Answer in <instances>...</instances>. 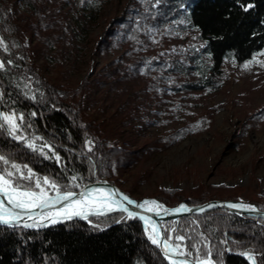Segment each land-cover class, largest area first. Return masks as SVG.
<instances>
[{"label": "trees", "instance_id": "16d2710c", "mask_svg": "<svg viewBox=\"0 0 264 264\" xmlns=\"http://www.w3.org/2000/svg\"><path fill=\"white\" fill-rule=\"evenodd\" d=\"M107 4L113 6L112 15L103 12ZM17 6L23 10L19 16L14 13ZM173 18L184 23L175 28L194 31L202 45L186 50L165 44L177 40L167 27ZM99 22L104 29L96 47L99 51L110 45L120 47L123 65L111 61L96 77L70 88L43 79L29 63L25 32L33 31L40 43L52 47L63 38L64 25L82 35ZM0 36L7 43L6 48L0 47V61L5 64L0 70V115L22 116L23 132L43 140L55 156L45 158L31 150L3 126L0 155L8 164L0 161V173L15 164L50 178L61 192H75L100 179L116 185L117 174L131 160L132 152L108 142L99 123L84 119L85 94L91 84L115 91L119 84L126 105L138 104L155 92L164 93L159 83L166 77L170 78V93L178 98L202 91L220 79L229 62L238 66L264 49V0H0ZM189 76L197 77L180 79ZM208 114L201 121L213 113ZM263 117L264 107L246 119L254 124ZM242 127V131L247 129L246 124ZM185 131H173L149 145H168ZM21 184L33 189L27 180ZM229 192L224 195L201 187L196 194L184 195L158 189L153 198L164 205L238 198L237 190ZM253 203L264 210V203ZM162 227L174 246L175 236L186 237L183 250L191 251L186 257L193 260L248 264L240 254L248 252L257 264H264L263 219L216 209L167 221ZM147 235L137 219L122 213L42 230L0 226V264H169L149 239V231Z\"/></svg>", "mask_w": 264, "mask_h": 264}, {"label": "rangeland", "instance_id": "374dc122", "mask_svg": "<svg viewBox=\"0 0 264 264\" xmlns=\"http://www.w3.org/2000/svg\"><path fill=\"white\" fill-rule=\"evenodd\" d=\"M103 12L106 16L112 15V4H107ZM14 13L19 16L23 10L17 6ZM103 24L99 22L95 29L82 35L74 34L69 25H64L63 38L52 47L40 43L33 31L25 32L23 44L28 50L29 63L43 79L70 88L84 79L96 77L98 71L111 61L123 65L120 47L110 45L105 51L96 47L95 41L103 32ZM179 24L184 27L180 18L169 20L168 30L177 40L165 44L186 50L202 45L194 31L186 27L175 28ZM0 40L6 48L5 39L0 36ZM196 77L180 79L194 80ZM219 78L215 81L218 84L207 85L202 91L179 98L168 89L170 78H162L159 86L164 93L155 92L134 105L122 103L124 97L119 92V84H116V91L99 83L91 84L85 94L84 119L99 123L108 142L132 152L128 165L117 174L118 188L128 191L135 199L153 198L158 189L176 190L184 195L196 194L201 187L224 195L229 194V190H237V199L214 200L264 203V117L254 124L246 119L264 107V49L238 66L229 62ZM214 86L215 89H208ZM209 111L213 114L201 121L203 114ZM20 122L17 119L19 128L15 133L9 126L5 127L31 150L45 158L55 157L47 143L38 137L27 136L20 128ZM245 124L247 129L242 131ZM181 128L186 131L174 142L149 145ZM139 147L141 150H137ZM6 170L13 172L12 179L21 189H27L22 187L23 180L33 184V189L27 190L35 191H39L35 188L37 180L42 182L47 178L50 183H55L48 177L29 173L25 167ZM27 175L32 179H20ZM55 185L59 190V184ZM42 186L47 196L56 194L48 185ZM174 204L177 203L167 205ZM50 214L52 212L40 219Z\"/></svg>", "mask_w": 264, "mask_h": 264}, {"label": "water", "instance_id": "95a60500", "mask_svg": "<svg viewBox=\"0 0 264 264\" xmlns=\"http://www.w3.org/2000/svg\"><path fill=\"white\" fill-rule=\"evenodd\" d=\"M91 190H97L93 192L92 198L94 200L100 201L103 204H107V207H111L109 210H105L103 212H94V211H84V212H79L80 214L77 215L76 213H73L71 215H67L65 212H62L60 214V211L64 210L67 204H69L72 201L79 200L81 199L80 193H87ZM103 191L105 193H111L115 192L117 195L113 197L112 199L116 200L117 203L115 204H108L102 200L99 199L97 192ZM67 192H62L60 193L61 196L66 194ZM76 195L70 198L67 201L63 200H57V194L51 195L53 200H57L56 203L51 204L48 207H43V208H35L32 210L28 211H22L21 209H13V213L19 212L20 216L18 218H11L10 222L8 224L0 223V226H6V227H21V228H26V229H37V230H42V229H47L49 227L61 225L70 221H82V222H87L88 219L93 218V217H105L117 213H122L125 217L127 218H135L137 219L142 226L143 232L146 236L147 235V229H146V223L147 227H149V230L152 234V236H158L160 238L165 237L164 230L162 227V223L171 221V220H177L181 217H187V216H193V215H199L203 214L212 210L216 209H222L226 210L227 212L239 216V217H248L252 219H263L264 220V210H260L255 204L253 203H247L243 202L241 200H208L205 201L201 204L198 205H188L185 202H179L177 204L168 206L160 203L158 200L155 198H142V199H135L132 196H130L128 193L125 191L121 190L118 188L116 185L110 184L104 179L96 180L94 182L88 183L81 188H79L77 191L73 192ZM127 195L132 201L136 202L135 204H127L126 201L123 200V196ZM0 199H5L3 196H0ZM145 200H153L157 201L159 205H161V208H155L153 206L154 211L149 212L146 211L145 209H141L136 206V204L143 203ZM5 203L7 205V201L5 200ZM230 203H235V204H244V205H253L256 206L258 211L252 212V211H246L241 208H229L226 205ZM181 205L186 206L188 209H191V211L188 212H180L177 213L175 212V209L179 208ZM209 205H213V207H208ZM7 207L11 208V205H7ZM151 207V206H150ZM124 208H127L130 212L134 213V217H129L128 212L123 211ZM165 209L167 211H165ZM200 209H203V211H200ZM44 219H40L41 216L51 213ZM158 213V214H157ZM141 217H144V219H141ZM7 218V217H6ZM55 219L56 222L53 223L52 220ZM25 225H31L30 227H25ZM153 228L156 229V232H153ZM173 245V244H172ZM174 246V245H173ZM158 248L161 256L169 263L172 264V262L167 259L161 250L160 247ZM174 261H176V264H179L180 261L187 260L188 264H195L197 260H193L192 258L186 257V256H179V255H174L172 258ZM201 261V260H200ZM213 264H216V262L212 261ZM247 263L251 264V262L247 259ZM257 264V263H256Z\"/></svg>", "mask_w": 264, "mask_h": 264}, {"label": "snow or ice", "instance_id": "6c2138e0", "mask_svg": "<svg viewBox=\"0 0 264 264\" xmlns=\"http://www.w3.org/2000/svg\"><path fill=\"white\" fill-rule=\"evenodd\" d=\"M3 46L4 43L2 40H0V47ZM8 63H11V61H8ZM4 67H5L4 62L0 61V70H3ZM17 119L22 121L23 117L22 116L16 117L14 113L10 115H0V121L4 122L3 124H0V127L9 126L10 130L13 133H15L18 131L19 128V125L17 124ZM17 138L19 139L20 137ZM29 147H32V145H29ZM0 161H3L4 164H8V160H6L5 157L2 155H0ZM11 167L13 169H17L18 166L12 164ZM29 173H31V170H29ZM13 175H14L13 172H4L0 174V196H3L5 198V199H0V223L8 224L11 218H18L20 216L19 212L13 213V209H21L22 211H28L35 208L48 207L51 204L56 203L57 200L67 201L76 195L75 193L69 191L61 196L55 183H50L47 178H43L42 182L40 180H37L35 182V188L39 189V191L21 189V186L15 180L12 179ZM20 179L30 180L32 179V176L31 175L21 176ZM42 185H48L53 190H55L57 194V200H53L51 197L47 196L45 194L46 189ZM94 191L97 190H91L87 193H80L79 195L81 199L73 201V204L77 207H84L96 203V200L92 198ZM97 195L100 200L108 203L109 205L117 203L116 200L112 199L117 195V193L115 192L105 193L103 191H99L97 192ZM5 200L7 201V205H11V208L7 207ZM123 200L130 205L136 203L132 201L127 195L123 196ZM136 206L141 209H145L146 211L149 212L154 211V208L150 206H155V208L157 209L162 207L161 205L158 204L157 201H153V200H145L143 201V203L136 204ZM226 206L233 209L241 208L243 210L252 211V212L258 211L257 207L253 205L230 203ZM208 207H213V205H209ZM123 211L128 212L129 217H134L135 215L134 213L130 212L127 208H124ZM165 211L167 210L165 209ZM188 211H191V209H188L184 205H181L179 208L175 209V212L177 213L188 212ZM200 211H203V209H200ZM65 213L67 215H71V213H67V210H65ZM76 214L79 215L80 213H76ZM141 219H144V217H141ZM52 222L55 223L56 220L53 219ZM30 226L31 225H25V227H30ZM153 232L154 233L156 232L155 228H153ZM149 239L154 245H157L158 247L161 248L165 257L169 259L172 262V264H176V261L172 259L174 255L190 256L192 254L191 251L185 252L183 250L184 248L183 242L186 239V237L182 235H177L174 237L175 241L177 242L175 246L172 245L169 237L160 238L158 236H150ZM199 251L200 250L197 249L198 253ZM240 254L245 256L251 262V264H256L254 256L250 255L248 252H244ZM179 264H188V261L183 260L180 261ZM195 264H205V262L197 259Z\"/></svg>", "mask_w": 264, "mask_h": 264}, {"label": "bare ground", "instance_id": "6f19581e", "mask_svg": "<svg viewBox=\"0 0 264 264\" xmlns=\"http://www.w3.org/2000/svg\"><path fill=\"white\" fill-rule=\"evenodd\" d=\"M106 206H107V204H103V203H101L100 201H97V200H96V203H94V204H92V205L84 206V207H77V206H75V205L73 204V201H72V202H70L69 204H67V206L65 207L64 210L60 211V212L57 213V214H60V213H62V212H65V210H67V213H71V214H73V213H79V212H84V211H94V212L99 213V212H103V211H105V210H109V209H111V207H107V208H106ZM145 224H146V229H147V231L150 232L149 227H147V224H148V223L145 222ZM150 233H151V232H150ZM151 235H152V234H151ZM201 261H204L205 264H213V263H212L213 260L210 259V258H208V259H203V260H201Z\"/></svg>", "mask_w": 264, "mask_h": 264}]
</instances>
